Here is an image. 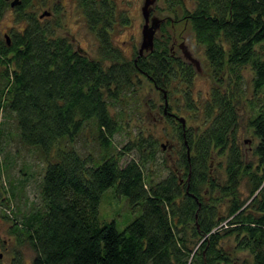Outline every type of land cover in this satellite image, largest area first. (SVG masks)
Segmentation results:
<instances>
[{"label":"trees","instance_id":"16d2710c","mask_svg":"<svg viewBox=\"0 0 264 264\" xmlns=\"http://www.w3.org/2000/svg\"><path fill=\"white\" fill-rule=\"evenodd\" d=\"M19 1L0 0V19L10 6L19 25L9 44L0 30V111L13 115L19 142L46 161L42 205L10 230L32 247L31 264H264V0H163L153 50L138 56L134 48L130 58L113 43L128 25L124 10L114 0H75L97 42L92 60L57 35L52 11H31L47 0ZM182 21L207 62L205 98L194 96L192 65L168 46V28ZM141 75L161 91L159 139L176 151L160 179L148 167L158 151L155 132L139 128L123 150L113 141L134 114L141 118L134 105ZM244 104L248 148L239 138ZM84 130L101 156L74 146ZM113 185L141 208L122 231L98 221L101 195Z\"/></svg>","mask_w":264,"mask_h":264},{"label":"rangeland","instance_id":"374dc122","mask_svg":"<svg viewBox=\"0 0 264 264\" xmlns=\"http://www.w3.org/2000/svg\"><path fill=\"white\" fill-rule=\"evenodd\" d=\"M47 1V4L41 10L37 7V10L32 8L31 11H35L38 15L42 10L50 11L51 9L54 14L51 19L57 20V24L59 25L56 30L57 35L68 38L70 43H72L73 49L85 52V55L92 57L91 60L96 59L98 57L96 55L97 42L94 34L89 30L80 11L77 9L76 1ZM114 1L116 2L117 9L124 10L129 21L128 25L118 27L113 43L130 58L134 48L138 51L140 47L141 28L144 23L140 7L143 0ZM162 1H155L152 7V17L161 18V13H159L157 7L162 5ZM54 5L57 6V9L54 8ZM14 18V10L9 6L0 19V30L3 35L5 33L9 34L11 28L19 26ZM168 31L170 34L168 46L174 49L175 55L178 58L192 65L195 71V79L193 81L194 96L205 98L210 90L211 80L208 75L203 49L194 42L190 25L182 21L178 25L168 28ZM160 35V32H157V37H160ZM184 45L191 56L198 61V66H196L195 62L185 57L181 48ZM243 74L246 82V93L249 94L251 86L248 83L252 74L248 67L244 69ZM140 78L141 81L135 85L138 95L134 105L139 107L142 115L138 119V115L134 114L133 120H129L130 125L126 126L125 131L114 135L113 141L118 150H123V144L133 137L139 128H146L150 132H155L158 139L162 136L160 130L162 126L155 115L157 108L163 105V102L159 100L161 91L159 89L155 90L144 75H141ZM150 104H154L156 108H150ZM240 113L241 134L239 138L240 142H243L244 148H248L251 143L248 144L247 140L251 136L244 131V124L248 117L246 104L242 106ZM125 134L131 135L127 136ZM173 145L174 142L169 143L164 137L159 139L158 151L155 154L156 160L149 161L148 163L150 169H158V174L154 176L155 179L165 177L168 169L173 166L176 155V151L172 148ZM74 146L81 155L91 153L94 156H101L103 154V149L93 140V136L87 130H84L79 135ZM134 156L135 158L137 157L135 151L123 155L121 163H126ZM220 158L223 161L225 157L222 156ZM45 164L46 161L38 150L19 142L13 115L5 110L0 111V253H2L0 264H9L10 260L16 263L17 260H20L18 261L19 264L32 263V259L34 258L32 247L26 242L19 243L15 234L11 233L10 230L14 224L20 226V218H23L22 215L30 213L42 205L40 189ZM160 164L167 169H162ZM176 173L178 172L176 171ZM221 176L223 177L222 171ZM239 187L242 191H248V185L245 180L240 182ZM140 212V206L131 207L127 197L118 194L116 185H113L101 195L98 207V221L101 223L114 221L116 229L122 231ZM234 244L232 238L224 243L230 250L234 247Z\"/></svg>","mask_w":264,"mask_h":264},{"label":"water","instance_id":"95a60500","mask_svg":"<svg viewBox=\"0 0 264 264\" xmlns=\"http://www.w3.org/2000/svg\"><path fill=\"white\" fill-rule=\"evenodd\" d=\"M10 1V6L14 7L15 5H18L20 3L19 0H5ZM156 0H143L142 5L140 7L144 23L141 28V42L140 47L138 49V56H141L144 52L152 51L154 48V38L156 35V32L160 28L161 18L152 17L151 11L152 7L154 5ZM49 12L44 11L41 14V17L44 15H48ZM7 44L10 43V37L8 34H4ZM185 57L188 58L190 61L195 62L196 66L199 65L198 61L194 59L189 51L187 50V47L181 46ZM188 51V52H187ZM167 106V102L165 101V108ZM179 121H181L182 124H184V120L182 118H178Z\"/></svg>","mask_w":264,"mask_h":264},{"label":"flooded vegetation","instance_id":"af4514ba","mask_svg":"<svg viewBox=\"0 0 264 264\" xmlns=\"http://www.w3.org/2000/svg\"><path fill=\"white\" fill-rule=\"evenodd\" d=\"M44 11L49 12V14H48V15H44V16H42V17H50V15H52L51 10H50V11H49V10H43V12H44ZM43 12H42V13H43ZM42 13H41V14H42ZM151 13H152V12H151ZM170 51H171V54H173L174 56H176V55H175L176 52L174 51L173 48L170 47ZM144 53H145V52H144ZM176 57H177V56H176ZM192 57H193V56H192ZM194 67L197 69V67H196L195 65H194ZM2 242L5 243L4 240H2ZM1 256H2V253H0V258H1ZM0 263H1V262H0ZM12 263H13V262H11V260H10V263H9V264H12Z\"/></svg>","mask_w":264,"mask_h":264},{"label":"clouds","instance_id":"9594fccd","mask_svg":"<svg viewBox=\"0 0 264 264\" xmlns=\"http://www.w3.org/2000/svg\"><path fill=\"white\" fill-rule=\"evenodd\" d=\"M152 12V11H151Z\"/></svg>","mask_w":264,"mask_h":264}]
</instances>
